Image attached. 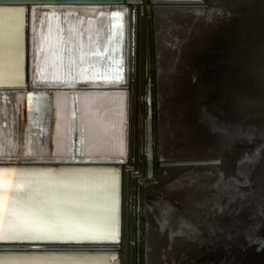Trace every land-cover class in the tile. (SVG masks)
<instances>
[{
  "label": "water",
  "instance_id": "obj_1",
  "mask_svg": "<svg viewBox=\"0 0 264 264\" xmlns=\"http://www.w3.org/2000/svg\"><path fill=\"white\" fill-rule=\"evenodd\" d=\"M143 3H162L155 12L168 24L182 12L207 16L213 6L214 24L196 28L188 50L264 63L260 0H224L215 6L209 0L205 7L203 0H0V101L18 110L10 121V112H3L0 129V264H124V245L125 263L145 264L147 184L158 180L159 170L220 165L214 156L159 157L150 79L146 108L135 115L131 81L136 64L141 72L143 67L137 19L142 25L149 12ZM255 13L260 15L254 18ZM227 16L235 17L232 22L242 33L230 47H221L216 41ZM148 31L155 76L157 46L152 27ZM193 66L202 76L214 64ZM241 69L234 70L233 82H206L211 124L232 133L243 130L247 120L249 102L240 93L248 83ZM210 131L199 145L215 140ZM7 132L13 136L9 141ZM15 225L22 230L15 232ZM128 225L130 237L123 241ZM234 251L223 252L227 257Z\"/></svg>",
  "mask_w": 264,
  "mask_h": 264
},
{
  "label": "rangeland",
  "instance_id": "obj_2",
  "mask_svg": "<svg viewBox=\"0 0 264 264\" xmlns=\"http://www.w3.org/2000/svg\"><path fill=\"white\" fill-rule=\"evenodd\" d=\"M216 14L205 16L182 12L174 15L168 24L162 14L152 11L144 15L142 25L137 19V56L139 61L143 46V67L141 72V65L136 64L131 81L133 105L135 115L141 106L146 108L145 87L147 80L153 81V126L159 157L165 158L173 153L214 156L221 161L218 166L200 171L171 168L166 173L159 170L158 180L147 184L144 248L145 255L151 253V259L145 257V264H210L208 258L212 259L211 264H226L232 256L230 264H258L264 259L261 239L264 237V63L253 65L233 55L228 60L226 57L211 58L198 55L195 49L188 50L187 43L195 29L214 24ZM259 15L255 13L253 17ZM240 17L242 20L245 15ZM234 19V16H227L220 25L222 35L216 43L221 47H230L242 33L236 22L233 24ZM150 27L157 46L155 76L150 72L147 54ZM200 63L214 66L198 76L193 65ZM218 65L225 69L220 70ZM237 65H243L241 75L248 83L240 96L249 103L244 129L232 133L211 124L206 82L218 79L233 82ZM134 122L136 127L138 117ZM140 122L141 127L145 125L144 117ZM206 131H210L215 140L199 145L201 139H205ZM143 140L147 143V136ZM19 196L20 199L23 197ZM10 208L13 209L12 205ZM185 211H190L189 216L183 214ZM229 227L234 229L233 232L224 233ZM155 235L160 236L158 239H163L165 244L160 246L162 243L157 240L153 253ZM129 237L128 225L123 241ZM222 239L232 245H221ZM252 241L253 246L250 245ZM125 247L123 258L127 264ZM194 248L197 253L190 251ZM226 249L235 251L225 257L223 251ZM243 250L244 253H240Z\"/></svg>",
  "mask_w": 264,
  "mask_h": 264
},
{
  "label": "bare ground",
  "instance_id": "obj_3",
  "mask_svg": "<svg viewBox=\"0 0 264 264\" xmlns=\"http://www.w3.org/2000/svg\"><path fill=\"white\" fill-rule=\"evenodd\" d=\"M224 0H210V3L212 4V5H216L217 3H220V2H223ZM229 2H231V1H234V0H228ZM263 1V3H264V0H260V2H262ZM146 4H148V8H149V12H152V11H156L157 9V7L159 8V7H162L163 5H162V3H158V4H154V3H143V6H145ZM190 4H194V3H190ZM206 5H209V0H203V4L201 5L202 7H205ZM261 5V4H260ZM263 7H264V4L262 5ZM230 11V10H229ZM215 13V8L212 6V8H210L209 9V14H214ZM258 14V13H257ZM208 19L209 20H212L210 17H208ZM2 100V99H1ZM3 101H6V103H3ZM3 101H0V119H1V126H0V129L2 130L3 129V126H2V124H4V120L2 119V117H3V112L4 111H6V112H10L8 115H7V118H8V120L10 121V120H15L16 119V116H17V113H18V110L16 109V111H14L15 109H13L12 108V105H11V107L9 106L10 104H12V103H8L7 102V100L6 99H3ZM3 104H6V105H4L3 106ZM3 106V107H2ZM7 108H6V107ZM10 107V108H9ZM75 109V108H74ZM11 110V111H10ZM71 111H75L74 112V114H79V111L78 110H71ZM41 119H39V121H40ZM77 120V118H74V119H72V121L73 122H75ZM6 122V121H5ZM14 135V134H13ZM6 136H7V141H9V139H11L13 136L12 135H10L8 132L6 133ZM57 178V177H56ZM0 191H1V189H0ZM1 196V195H0ZM24 197V196H23ZM23 197L21 198V200H23ZM56 197H58V200H60V194L59 193H56ZM1 202V201H0ZM57 202H59V201H57ZM190 212V211H189ZM188 212V213H189ZM188 213H186V211L183 213L184 215L186 214V216L188 215ZM12 218H14L13 216V213H12V215H10ZM189 216V215H188ZM18 221V220H17ZM9 223H11V225H12V222H11V220H9ZM9 227V226H8ZM14 227H16V228H18V229H16L15 230V232L16 231H21L22 230V227H21V225H20V227L18 226V225H15ZM160 236H156L155 235V237H153V241L156 243V244H153L154 245V247L152 248V252L153 253H155L156 251H155V249H156V247H157V240H159V241H161V245L160 246H162V245H164L165 244V241L163 240V239H158ZM151 238V237H150ZM190 251H193V253L194 252H198L197 251V248H194V249H190ZM150 256H151V253H148V254H146L145 255V257H147V258H150ZM152 258H153V256H152ZM151 259V258H150ZM123 261H124V258H123ZM20 264H25V263H20Z\"/></svg>",
  "mask_w": 264,
  "mask_h": 264
}]
</instances>
